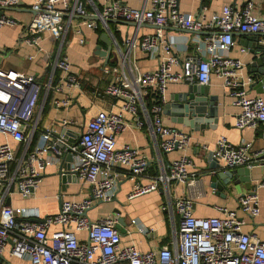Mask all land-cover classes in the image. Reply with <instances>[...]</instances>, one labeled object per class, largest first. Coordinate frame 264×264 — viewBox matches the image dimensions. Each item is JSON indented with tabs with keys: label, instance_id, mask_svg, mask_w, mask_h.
<instances>
[{
	"label": "built area",
	"instance_id": "2783aa9c",
	"mask_svg": "<svg viewBox=\"0 0 264 264\" xmlns=\"http://www.w3.org/2000/svg\"><path fill=\"white\" fill-rule=\"evenodd\" d=\"M68 1L33 0L34 15L23 27L24 40L41 49L42 34L50 30L63 42L67 31L64 16L74 14L86 16L90 13L99 17L98 20L80 22L77 32L82 23L90 28H97L101 23V28L106 30L107 19L148 22L157 26L154 33L144 34L136 41L125 40L126 48L130 44L138 45L149 57L158 58L157 67L140 72L134 78L126 73L118 74L105 86L104 93L120 98L122 111L136 113L141 103L161 151L185 150L189 140L184 130L163 120L165 90L171 82L208 84L215 74L222 78L228 94L240 106L234 118L235 127L243 129L264 124V96H251L247 90L254 76L245 74L242 60L227 52L235 43V32L264 33V14L255 11L253 0H247L240 8L224 4L219 11L210 14L206 13V5H201L197 14L181 11L178 0H146L142 7L129 6L124 0H103L102 7L96 6L92 12H88L81 0H75L72 5ZM19 2L0 0V6ZM14 22L12 18H0V25ZM165 27L206 31L204 49L200 43L204 56L181 63L164 34ZM79 41L83 43L84 37ZM240 51L245 48L240 47ZM118 58L123 59V53ZM177 66L180 68L176 69ZM34 79L32 74L0 67V133L15 142H0V253L9 245L11 256L27 258L32 264H264V239L255 232L242 229L247 217L254 218L260 213L256 190L258 186H264V179L259 180L252 191L238 196L241 214L226 205H217L221 215L195 216L190 196H176L173 203L179 214V227L175 248L162 245L157 249L140 250L122 242L115 216L106 215L91 221L87 211L93 201H111L122 176L134 181L129 198L157 190L160 184L171 181L187 185L195 182L194 173L188 168L190 159L182 154L169 162L167 171L141 182L149 164L148 156L136 146L116 145V134L128 125L122 111L97 110L81 129H76L78 141L68 140L61 130L54 128L36 132L39 114L35 113V108L40 101L41 87ZM48 79L43 102L52 90L51 103L56 107L68 106L72 96L69 91L65 93V89L80 85L79 75L72 69L68 55L58 53ZM31 83L34 88L30 92L27 88ZM145 95L149 97L147 105ZM71 123L74 120H62L64 129ZM136 124L141 126L142 119H137ZM262 134L264 136V129ZM251 148L250 140L233 143L220 135L210 150L223 168H251L256 164ZM65 150L73 153L72 170L76 180L89 186V196L61 200L58 211L38 217L40 220L31 219L36 216L26 207L7 203L13 193L24 197L33 194L46 167L55 163L54 154H62ZM52 225L61 227L49 231ZM138 229L142 233L150 230L142 224ZM82 230L86 231L85 238L79 237Z\"/></svg>",
	"mask_w": 264,
	"mask_h": 264
},
{
	"label": "crops",
	"instance_id": "0c3cea01",
	"mask_svg": "<svg viewBox=\"0 0 264 264\" xmlns=\"http://www.w3.org/2000/svg\"><path fill=\"white\" fill-rule=\"evenodd\" d=\"M32 1L20 0L19 4L6 6L8 9L3 10L4 16L12 18L15 22L0 25V67L34 75L35 84L43 89V95H45L44 85L49 80L54 62L60 52L68 55L72 63V69L78 73L80 82L79 87L66 88L64 86V89L66 88L65 93L69 91L72 96L70 104L66 107H56L50 103L47 109L42 112L44 102L43 96L40 97V101L35 108V113L39 114L36 132L46 128H54L56 131H60L63 128V119L74 120V123L68 124L66 127L78 130L99 109L122 111V100L105 94V86L114 80L118 74L126 73L129 77L134 78L140 72L155 69L158 65V58L149 57L138 45L133 44H130L123 52V59L118 58L119 61L117 62L116 56L122 52L127 38L136 41L144 34L154 33L157 26L148 22L135 26L132 23L118 22L115 19V21L109 22L103 32H108L113 47L109 58L105 60V57L99 54L97 46L102 50H106L107 44L101 39V35L98 36L96 28H90L82 23L80 32L76 31L80 22L91 19L88 16L92 15L90 13L86 16L65 15L64 20L67 31L64 41L61 42L50 30H46L43 32L40 41L41 49H38L28 44L22 37L23 27L34 15L31 9ZM81 1L85 3L88 12L94 11L96 6L101 8L103 3V0ZM124 1L129 6L142 7L145 5L146 0ZM246 1L178 0V3L181 11L193 14L200 11L201 5H206V13L210 14L213 11H219L224 4L235 3V7L240 8ZM68 2L72 5L75 0H69ZM253 2L255 11L264 14V0H253ZM148 5L147 2L146 6ZM164 34L172 43L181 63H185L188 59L193 60L199 56H204L202 49H204L205 34H197L175 27H165ZM233 35L235 43L227 51L228 54L242 60L244 63L243 71L245 74L250 73L254 76L253 82L259 80L261 75L258 77L255 72L261 70L263 65L255 64V66H252L251 64L264 55V52H255L258 50V46L264 45V33H261L256 39L248 41L243 32H235ZM81 37L85 39L83 43L79 41ZM240 47H244L245 51H240ZM161 54L164 55L165 53L162 52ZM30 55H33V57L29 58ZM177 68L180 67L177 66ZM251 84L247 85L249 95L264 96V91H259V87L256 88ZM186 85L184 82L169 83L165 90V102L173 98L178 92L185 90ZM33 88L34 84L31 83L27 91L31 92ZM208 88L210 94L218 95V112L215 123H213L215 127L191 130L181 123L172 122L170 116L162 114L165 123L178 126L189 135L188 146L185 150L174 149L165 152L159 149L141 103L136 113L122 111L123 118L128 125L116 134V145L118 147L124 144L136 146L148 156L149 164L145 174L140 178L141 182L145 183L149 181L151 176L167 171L169 162L182 154L189 157L190 165L188 168L195 176V182L190 185L184 182L171 181L169 184H160L157 190L132 198L128 197V193L134 181L127 176H122L116 187V195L111 201L98 202L94 200L91 208L87 211L91 221L106 215H113L116 218L118 216L124 217L125 231L124 234L121 232L124 244H133L144 251L157 249L162 245L175 248L179 227V214L173 203L176 196H190L192 212L195 216L221 215L216 208L217 205H226L228 208L238 210L241 214L237 198L240 194L249 191L245 189L244 184H241L239 189L232 188L231 190L227 188L221 190L211 186L213 170L208 168V162L204 159V154L210 150L220 135H225L233 143H238L242 139L250 140L252 142L251 153L254 154L256 159V164L249 168L251 184H256L259 180L264 179V136L262 134L264 124L259 123L256 127L243 129L235 127L234 118L240 111V106L235 104L233 98L228 94L227 89L223 86L222 78L212 74ZM20 91L17 90V92ZM144 99L147 105L149 97L145 95ZM139 118L143 121L141 126L136 124V120ZM5 140L15 144L10 136L0 133V142ZM48 154L52 155L50 152ZM238 167L242 166L235 168ZM56 168L55 163L48 165L38 188L33 194L24 197L19 193H13L9 198V203L13 206L26 207L33 216L43 217L58 211L61 200L81 199L89 196V186L78 180L68 182L62 190L58 177L54 174ZM189 178H191V175ZM256 192L259 197L260 213L254 218L247 217L242 229L255 232L260 238L264 239V186H258ZM134 219L139 224L150 228V230L146 233L139 231V224L134 222ZM60 227V225H52L49 227V231ZM85 236V230L79 232L80 238H85ZM8 251L9 245L1 252L6 261H2L0 264H32L27 258L11 256Z\"/></svg>",
	"mask_w": 264,
	"mask_h": 264
},
{
	"label": "water",
	"instance_id": "95a60500",
	"mask_svg": "<svg viewBox=\"0 0 264 264\" xmlns=\"http://www.w3.org/2000/svg\"><path fill=\"white\" fill-rule=\"evenodd\" d=\"M246 3V2H245ZM235 6V3H232ZM4 9H8L6 6H0V18L4 16ZM88 18L98 20V16H88ZM118 22L132 23L133 25H142L143 22L127 21L122 19H115ZM114 19H107V23L115 21ZM183 29V28H181ZM186 31L194 32L197 34L207 33L204 30H191L183 29ZM245 34L246 40L256 39L260 32L243 33ZM101 39L106 42L107 49L102 50L97 46L99 54L105 57L107 60L110 56L111 49L113 47L112 39L110 38L108 32H103L101 34ZM119 47V46H118ZM258 50L255 52H264V45L258 46ZM126 46L123 47L122 52L118 53L116 59L121 53L125 52ZM254 51V50H252ZM255 64L263 65L262 69L256 70L255 75L260 76V79L254 81L251 86L258 88L259 91H264V55L256 59L251 65ZM256 69V68H253ZM187 84L186 89L178 92L169 101L163 103L162 114L170 116L172 122L181 123L188 126L191 130H199L204 127H215V117L217 116L218 108V95L210 94L208 84H200L196 81H184ZM61 133L70 141H78L79 135L77 130L71 128H61ZM56 171L54 174L58 177L61 189H64V185H67L70 181H76V173L72 170V163L74 161L73 153L65 150L62 154H54ZM204 159L208 162V168L213 170L211 175V186L217 189L227 188L231 190L239 189L241 184H244L245 189L252 191L255 188V184H251L250 169L246 166L238 168H223L219 160L213 157L211 150H208L204 154ZM248 191V192H249ZM93 199V197H90ZM61 202V201H60ZM98 202H102L98 200ZM9 203V199L7 200ZM31 219L40 220L38 217H32ZM116 227L124 234L125 231V221L124 217L118 216ZM6 261L5 256L0 253V262Z\"/></svg>",
	"mask_w": 264,
	"mask_h": 264
},
{
	"label": "trees",
	"instance_id": "16d2710c",
	"mask_svg": "<svg viewBox=\"0 0 264 264\" xmlns=\"http://www.w3.org/2000/svg\"><path fill=\"white\" fill-rule=\"evenodd\" d=\"M96 31L98 32V36H100L101 33L103 32V29L101 28L100 25H98L97 28H96ZM56 73H57V72H55V74H56ZM52 95H53V91H52V90H49L48 93H47V96H46V98H45V101H44V106H43L42 112H43L44 110H46L47 107L50 105ZM40 96H41V97L43 96V89L40 90ZM36 135H37V133L35 134V138H36Z\"/></svg>",
	"mask_w": 264,
	"mask_h": 264
}]
</instances>
